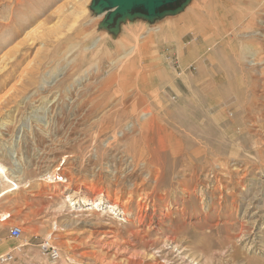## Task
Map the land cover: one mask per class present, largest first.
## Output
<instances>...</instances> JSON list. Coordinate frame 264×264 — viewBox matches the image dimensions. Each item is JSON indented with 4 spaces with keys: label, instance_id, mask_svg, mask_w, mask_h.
<instances>
[{
    "label": "rangeland",
    "instance_id": "374dc122",
    "mask_svg": "<svg viewBox=\"0 0 264 264\" xmlns=\"http://www.w3.org/2000/svg\"><path fill=\"white\" fill-rule=\"evenodd\" d=\"M254 2L191 0L112 34L92 0H0V214L11 215L0 250L15 256L6 264H264V110H254L264 40L248 36L249 15L237 18ZM53 108L81 117L43 163L49 147L31 122L47 124ZM52 127L66 134L59 120ZM113 136L129 141L107 144ZM127 152L137 177L121 189ZM54 170L67 181L47 180ZM99 188L110 197L99 207L65 202L76 190L90 202ZM115 192L130 195L125 209L110 208Z\"/></svg>",
    "mask_w": 264,
    "mask_h": 264
},
{
    "label": "bare ground",
    "instance_id": "6f19581e",
    "mask_svg": "<svg viewBox=\"0 0 264 264\" xmlns=\"http://www.w3.org/2000/svg\"><path fill=\"white\" fill-rule=\"evenodd\" d=\"M255 2L254 3H251L250 4V8L248 7V8H244V11L243 10H240V11H238L237 12V18H238V22L239 21H243L244 20V18H245V16L246 15H249V17H248V19H247V25H248V27L247 28H245V30H248L247 31V33H248V36H252V37H257V38H261L262 40H264V10L263 9H261L262 7H261V5H264L263 3H261L262 1H260V2H256L257 0H254ZM192 6V5H191ZM192 9V8H191ZM38 11V10H37ZM262 13V14H261ZM261 14V15H260ZM211 15V14H210ZM183 20H185L186 19V17H184V18H182ZM62 20V19H61ZM218 20V19H217ZM246 20V19H245ZM237 22V23H238ZM59 24V23H58ZM36 28V27H35ZM37 29V28H36ZM216 29V28H215ZM51 32V31H50ZM255 33H257V34H255ZM137 36V35H136ZM24 39V38H23ZM138 42V41H137ZM22 44V43H21ZM11 50H12V48H11ZM9 51H10V49H9ZM4 54V53H3ZM256 56V55H255ZM6 57H9V56H6ZM8 59V58H7ZM12 59V58H11ZM256 60V59H255ZM253 58H251L250 60H249V62L250 63H252V64H254L256 61H255ZM4 61V60H3ZM2 61V62H3ZM258 63V62H257ZM122 66V65H121ZM28 69V67L27 68H24L23 70V72H26V70ZM264 69V68H263ZM262 74H263V76L261 77V79H260V82L257 84L256 83V80H258L259 78H257L256 80H255V82H254V87L255 88H257V86H259L260 84H264V71L263 72H261ZM63 75V74H62ZM58 80V79H57ZM137 81V80H136ZM16 82V81H15ZM114 82V81H113ZM112 82V83H113ZM264 86V85H263ZM260 87V86H259ZM122 88V87H121ZM11 91V88L8 90V91H6L3 95H2V97H6V95L9 93ZM91 91V90H90ZM15 92V91H14ZM78 92V91H77ZM264 92V91H263ZM258 93H260V92H258ZM13 95V94H12ZM78 95V94H77ZM253 95H254V97H256V98H258L259 96L256 94V91L255 92H253ZM260 98H261V96H260ZM263 98H264V96H263ZM1 99L2 98H0V101H1ZM4 99V98H3ZM2 99V100H3ZM70 99V98H69ZM75 100H77V96L75 97L74 96V98H73V102L72 103H74V101ZM264 100V99H263ZM56 101V98H54V100H52V102L54 103H51V104H53L52 105V107H56L57 106V103L55 102ZM253 101H254V99H249V101H245L247 104H249V102H251V103H253ZM260 101V100H259ZM68 102V101H67ZM244 102V103H245ZM255 102V101H254ZM15 103V102H14ZM245 103V104H246ZM247 104H246V107H247ZM253 105V104H252ZM4 106V105H3ZM252 106H249L248 108H249V110H250V108H251ZM54 108H53V112L52 111H47L48 112V114L49 113H52V115H51V117L47 120L48 122H47V124H40L39 126L37 125V124H33L32 122H31V134H32V132H34L33 130H34V128H37V130L39 131L38 133H40L44 138H46V141H47V143L45 144V147H49V149H45V150H43L42 152H41V158H42V162L43 163H47V162H50V163H52L54 160H56V156H55V154L58 152V150L59 149H61V147L64 145L65 146V144H67V141L68 140H70V139H73V138H70V134L71 133H73L74 131H76V130H78L75 126H74V124H78L76 121H72L71 122V120H73V119H79L81 116H78V117H76V118H73V116H70V111L72 112V108L70 109V110H68V108L66 109V110H64V109H60V110H54ZM57 108V107H56ZM252 110V109H251ZM251 110L249 111V112H251ZM255 113L257 114L258 113V115L259 114H261V112L264 110V101H261V104H260V107L259 106H257L255 109ZM74 111V110H73ZM85 112H88L87 111V109H85V110H83V114H81V115H85L86 113ZM26 113V112H25ZM244 113V112H243ZM251 113H253V111L251 112ZM250 113V114H251ZM45 114V113H44ZM90 114V113H89ZM152 115H153V113H151ZM55 115H57V118H56V120L54 119V117H55ZM87 115V114H86ZM85 115V116H86ZM110 115V114H109ZM133 115V114H132ZM151 115V116H152ZM154 116V115H153ZM251 116V118H254L253 116H255L254 114H251L250 115ZM250 118V119H251ZM38 119V118H37ZM47 119V118H46ZM136 119H140L138 116H137V118ZM57 120H59V122L61 123V126L63 127L65 124V126L63 127L64 128V130H65V135H58V137L57 138H54L53 137V135H55V131L53 132L52 131V126L56 123V121ZM46 122V121H45ZM133 122V121H132ZM135 123V122H134ZM134 123H131V121L130 122H128L126 125V128L130 131V130H133L135 127H134ZM3 124V123H2ZM17 125V124H16ZM68 125V126H67ZM66 126L68 127V128H66ZM140 126V125H139ZM91 127H94L93 125H90V128ZM33 128V129H32ZM106 128V127H105ZM105 128H102L101 129V131H103ZM141 131H142V129H141ZM7 132V131H6ZM117 133V132H116ZM121 133H122V136L124 135L123 133L124 132H122L121 131ZM67 135V136H66ZM116 135V134H115ZM60 136V137H59ZM51 137V138H50ZM79 137V136H78ZM125 138V137H124ZM127 140L128 139H125L124 141L122 140V141H118V139H117V136H113V140H109V141H107L108 143L107 144H111L112 142H114V141H116V142H119V144L122 142L123 144V146L124 145H126L127 144ZM55 141H56V143H55ZM129 141V140H128ZM36 142V141H35ZM111 142V143H110ZM39 146V145H38ZM122 146V147H123ZM126 150V149H125ZM130 151V150H129ZM126 152V151H125ZM121 154V153H120ZM122 155H123V152H122ZM128 156L130 157V155L128 154V152H127V154L125 155L124 154V157H127V158H125L124 159V165L122 166L123 167V169L121 170L120 169V173H121V175H120V173H119V175H120V177L121 178H118V176L117 177H114V179L116 180V182L115 183H117V187H119V188H121V186L123 185L122 184V182L125 180V179H127V178H132L133 176H136V175H132L131 173H130V171L129 170H127L128 169V164L129 163H133V162H135L134 161V159H132L131 161L128 159ZM116 157L118 158V156H116L115 155V153L114 154H111V157H110V161L109 162H112V166H113V169H115L116 170V161H115V159H116ZM122 158V157H121ZM119 160V159H118ZM119 162V161H118ZM121 162V161H120ZM119 164V163H118ZM39 165V164H38ZM120 165H122V163L121 164H119V166ZM39 167V166H38ZM40 167H42V166H40ZM111 168V167H110ZM60 169H62V168H60ZM59 168H57V170H60ZM2 170V169H1ZM4 171V170H3ZM143 171V170H142ZM106 172V171H105ZM118 172V171H117ZM155 172H161V171H155ZM155 172L154 173H152L154 176H155V179H157L158 177H159V175L160 174H158V173H156L155 174ZM114 173V172H113ZM112 173V174H113ZM142 173V172H141ZM150 173V172H149ZM58 174V173H57ZM117 174V173H116ZM116 174H114V175H116ZM137 174V173H136ZM139 174V173H138ZM14 175V174H13ZM43 175V174H42ZM109 175V174H108ZM45 176H47V180H51V181H59V179L56 177V172H55V170L53 171V173H46L45 174ZM101 176V175H100ZM140 176H141V174H140ZM140 176H138V177H140ZM1 177V176H0ZM15 177H19V176H15ZM110 177V176H109ZM137 177V176H136ZM152 177V176H151ZM111 178V177H110ZM140 179V178H139ZM65 181H67L66 179H64ZM135 180H136V178H135ZM45 181V180H44ZM110 181V180H109ZM111 181H113V180H111ZM127 181V180H126ZM132 181V180H131ZM155 181V180H154ZM64 182V181H63ZM135 183H137L136 181H135ZM134 182H133V184H135ZM51 184V183H50ZM113 184V183H112ZM53 185V184H52ZM138 185V184H137ZM131 186V185H130ZM136 186V185H135ZM104 188V187H103ZM131 188L133 189V187L131 186ZM135 188V187H134ZM54 189V188H53ZM122 189V188H121ZM121 189H116L115 191L116 192H118L119 190H121ZM125 189V188H124ZM136 189V188H135ZM147 189V188H146ZM137 190H138V188H137ZM58 192V191H57ZM85 192V191H84ZM96 197H95V199H92L90 202L86 199V197L87 196H85L84 194L85 193H82L81 191H73L72 193H69L67 196H66V198L67 199H65V202L66 201H68V202H66V203H69L72 207L73 206H76V205H83V204H89L91 207H95V206H98V205H101L102 203H103V201H104V199L105 198H110V197H107V195H105L104 193H103V191L102 190H100V188L97 190L96 189ZM115 192V193H116ZM130 192V191H129ZM52 193V192H51ZM61 193V192H60ZM123 193H124V191H123ZM137 193V192H136ZM89 194V193H88ZM125 194V193H124ZM138 194V193H137ZM142 194V193H141ZM87 195V194H86ZM111 195V194H110ZM109 195V196H110ZM116 196L113 198V201H112V204L110 205V208H112V209H116V208H120V207H122V209H125L126 208V206H128L129 205V203H128V201L130 200V195L128 196V198L125 200V202H122V198L120 197L121 195H119L118 193H116L115 194ZM133 195V194H132ZM138 195H140V194H138ZM123 196V195H122ZM133 197V196H132ZM133 199V198H132ZM148 199V198H147ZM109 200V199H108ZM139 200V199H138ZM133 201V200H132ZM65 202H63V204H65ZM142 202H144V201H142ZM123 203V204H122ZM139 203V205L140 204H142L141 203V201H139L138 202ZM63 204H62V206H63ZM128 204V205H127ZM147 204V203H146ZM66 205V204H65ZM68 205V204H67ZM143 205V204H142ZM141 205V206H142ZM99 207V206H98ZM97 207V208H98ZM143 207V206H142ZM62 208V207H61ZM64 208V207H63ZM166 208V207H165ZM93 209V208H92ZM168 210V207L166 208V211ZM124 211V210H123ZM164 212H165V210H164ZM162 213V214H165V213ZM126 213V212H125ZM161 214V215H162ZM0 216L1 217H3V218H6L5 220H7L11 215L10 214H0ZM3 247V246H2ZM1 251V250H0ZM2 252H5V251H2Z\"/></svg>",
    "mask_w": 264,
    "mask_h": 264
},
{
    "label": "water",
    "instance_id": "95a60500",
    "mask_svg": "<svg viewBox=\"0 0 264 264\" xmlns=\"http://www.w3.org/2000/svg\"><path fill=\"white\" fill-rule=\"evenodd\" d=\"M191 0H92L91 9L102 16L99 27L112 34L121 31L123 23L144 19L154 21L181 12Z\"/></svg>",
    "mask_w": 264,
    "mask_h": 264
},
{
    "label": "built area",
    "instance_id": "2783aa9c",
    "mask_svg": "<svg viewBox=\"0 0 264 264\" xmlns=\"http://www.w3.org/2000/svg\"><path fill=\"white\" fill-rule=\"evenodd\" d=\"M56 177L59 179V181H65L64 176L61 174H56ZM6 218H3L0 216V220L4 221ZM10 235L13 238H19L22 235V229L20 226H12L10 229ZM44 251L49 256V258L53 261L58 260L60 258V250L56 247L51 245L49 242H47L44 245ZM15 258L14 253L12 251H0V264H6L11 261H13Z\"/></svg>",
    "mask_w": 264,
    "mask_h": 264
},
{
    "label": "crops",
    "instance_id": "0c3cea01",
    "mask_svg": "<svg viewBox=\"0 0 264 264\" xmlns=\"http://www.w3.org/2000/svg\"><path fill=\"white\" fill-rule=\"evenodd\" d=\"M122 27H123V26H121V30H122ZM123 28H124V27H123ZM2 244H4V243H2Z\"/></svg>",
    "mask_w": 264,
    "mask_h": 264
}]
</instances>
